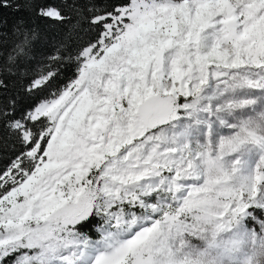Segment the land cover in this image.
Segmentation results:
<instances>
[{
  "label": "snow or ice",
  "instance_id": "snow-or-ice-1",
  "mask_svg": "<svg viewBox=\"0 0 264 264\" xmlns=\"http://www.w3.org/2000/svg\"><path fill=\"white\" fill-rule=\"evenodd\" d=\"M30 6L76 23L8 56L0 264H264V0Z\"/></svg>",
  "mask_w": 264,
  "mask_h": 264
},
{
  "label": "trees",
  "instance_id": "trees-1",
  "mask_svg": "<svg viewBox=\"0 0 264 264\" xmlns=\"http://www.w3.org/2000/svg\"><path fill=\"white\" fill-rule=\"evenodd\" d=\"M35 2L67 6L85 4L87 0H7L10 7H0V80H6L8 84V91L3 93L0 99L8 95H16L20 88L19 78L8 72L7 67L8 56L16 54V45L23 39V35L27 33L31 38L28 56H21L18 59L20 62L30 60L35 63L46 57L55 46L60 44L68 28L76 23L75 15L67 7L66 11L72 18L65 26L55 25L50 20L37 16L36 11L30 6ZM77 33L83 36L79 30ZM24 102L26 101L21 100V103ZM4 139L5 133L0 128V148L3 146Z\"/></svg>",
  "mask_w": 264,
  "mask_h": 264
}]
</instances>
